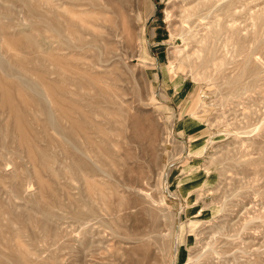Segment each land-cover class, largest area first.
I'll return each instance as SVG.
<instances>
[{
	"label": "rangeland",
	"instance_id": "1",
	"mask_svg": "<svg viewBox=\"0 0 264 264\" xmlns=\"http://www.w3.org/2000/svg\"><path fill=\"white\" fill-rule=\"evenodd\" d=\"M52 4L0 0V260L264 264V0H111L113 72L55 49Z\"/></svg>",
	"mask_w": 264,
	"mask_h": 264
},
{
	"label": "bare ground",
	"instance_id": "2",
	"mask_svg": "<svg viewBox=\"0 0 264 264\" xmlns=\"http://www.w3.org/2000/svg\"><path fill=\"white\" fill-rule=\"evenodd\" d=\"M50 1V0H49ZM59 1H60V3H59ZM133 1V0H132ZM136 1V0H135ZM184 1H186V0H184ZM52 2V1H51ZM50 2V3H51ZM176 2H177V0H176ZM180 2V1H179ZM181 2H183V1H181ZM188 2H190V1H187V3ZM32 3V2H31ZM49 3V2H48ZM53 3H54V6H53V4H52V6L53 7H55L54 9H55V11H53L52 12V16L50 17V19H49V23H48V25H49V29H47L48 31H50V32H52L51 34H52V36L54 37V38H56V48L55 49H61L62 50V48H66V50L68 49L70 52L69 53H72V51L74 52V53H72V55H74V57L73 58H75L76 60H77V62L79 63V64H83V65H85V66H92V67H95V66H99L101 69H103V70H105V71H107L108 70V72H113L114 71V69H112V67H114V64H115V62H116V60H117V58H116V53L117 52H114L113 51V47L111 48L110 47V43H112L110 40H112L111 38L113 37V39L117 36V35H119V33H117V30H116V28L117 27H115L116 26V24H112V23H109V21L111 20L110 18H111V16H109L110 14H108V12H112V11H114L113 10V8H112V6H111V0H53ZM184 3H186V2H184ZM183 3V4H184ZM187 3H186V5H187ZM191 3V2H190ZM58 4H60V5H58ZM178 4H180V3H178ZM33 5V4H32ZM64 5V6H63ZM133 5H134V3H133ZM186 5H181L180 4V6H182V8L184 7V6H186ZM189 5V4H188ZM34 6H39V5H37V4H35ZM51 5H49V8L51 9V7H50ZM60 6H62V7H65L64 9H65V12L67 11V16H65V15H63V13H61L59 10H60ZM135 6V5H134ZM191 6V5H190ZM33 7V6H32ZM178 7V9H179V6H177ZM40 8V7H39ZM181 8V9H182ZM186 8V7H185ZM189 8V7H188ZM196 8V7H195ZM36 9V7L34 8V11H36L35 10ZM62 9L63 8H61V11H62ZM191 9V8H190ZM183 10V9H182ZM181 10V11H182ZM185 10V9H184ZM183 10V11H184ZM51 11H52V9H51ZM50 11V12H51ZM64 11V10H63ZM49 12V13H50ZM73 13L72 14V16L74 15H76L75 17H77V19H78V17L80 18V19H78V20H76V21H78V22H80V24H74V20L73 19H71V17H69L68 15H69V13ZM188 12H190L189 10H188ZM175 13H177L176 11H175ZM32 14V13H31ZM66 14V13H65ZM38 15H40L39 13H38ZM51 15V14H50ZM174 15V14H173ZM186 15H187V13H186ZM73 16V17H74ZM178 17V16H177ZM197 18H198V16H197ZM200 18H201V16H200ZM181 19V18H180ZM80 20V21H79ZM196 20V19H195ZM199 20V19H198ZM75 21V22H76ZM130 21V20H129ZM178 21H180V20H178ZM197 21V20H196ZM40 23V22H39ZM180 23V22H179ZM182 23V22H181ZM180 23V24H181ZM187 23V22H186ZM193 23H195L194 22V20H193ZM42 23H40V25H41ZM130 24V23H129ZM192 24V23H191ZM191 24H190V26H191ZM183 25V24H182ZM187 25H188V23H187ZM195 25H196V23H195ZM198 25V24H197ZM38 26V25H37ZM47 26V25H46ZM118 26V25H117ZM189 26V25H188ZM190 26H189V28H190ZM44 27V26H43ZM65 27H69V28H71L72 27V30L70 29H68L69 30V34H71L70 33V31H72V33H74V38H75V40L74 39H72L70 36H68V35H66L65 34ZM134 28V27H133ZM40 29V28H39ZM47 30H46V32H47ZM66 30H67V28H66ZM97 30H99V31H97ZM22 31V30H21ZM138 31V30H137ZM139 31H140V28H139ZM191 31V33H192V30H190ZM189 31V32H190ZM196 31V30H195ZM199 31V30H198ZM45 32V33H46ZM49 32V33H50ZM98 32V33H97ZM176 32H177V30H176ZM181 32V31H180ZM24 33H26V31L24 32ZM137 33V35H138V33L139 32H136ZM187 33V32H186ZM190 33V34H191ZM23 34V33H22ZM29 33H26V34H23V35H28ZM31 34V33H30ZM47 34V33H46ZM140 34V33H139ZM189 34V33H188ZM195 34V33H194ZM193 34V35H194ZM198 34V33H197ZM197 34L196 35H194V36H197ZM21 36L22 38L24 37V36ZM90 35V36H89ZM137 35H136V37H137ZM141 35V34H140ZM184 35V34H183ZM205 35H206V33H205ZM181 36V35H180ZM30 37V36H29ZM184 37H186V36H184ZM192 37V36H191ZM202 37V36H201ZM31 38V37H30ZM34 38V37H33ZM36 38V37H35ZM52 38V37H51ZM140 38V37H139ZM183 38V37H182ZM29 39V38H28ZM199 39V38H198ZM27 40V39H26ZM33 40V39H32ZM32 40H29L30 42H28V43H32L33 41ZM74 40V41H73ZM187 39H185V41H186ZM193 40V39H192ZM32 41V42H31ZM36 41H38V40H36ZM99 41V42H98ZM189 41V40H188ZM203 41H204V39L202 40V43H203ZM8 43V42H7ZM38 43V42H37ZM184 44H185V42H183ZM190 43V42H189ZM188 43V44H189ZM194 43H196V42H194ZM198 43V42H197ZM202 43H200V44H202ZM207 43V42H206ZM55 44V43H54ZM191 44H192V42H191ZM32 45H34V44H32ZM35 45H36V43H35ZM196 45V44H195ZM203 45V44H202ZM115 46V45H114ZM198 46V45H197ZM16 47V46H15ZM34 47H36V46H34ZM31 48H33V47H31ZM93 48V49H92ZM185 48H186V46H185ZM91 49V51L93 50L94 51V49H96V52H94V53H92V54H90L89 53V50ZM192 49H194V48H192ZM198 49V48H197ZM209 49V48H208ZM64 50V49H63ZM116 50V49H115ZM118 50V49H117ZM191 51V50H190ZM210 51V50H209ZM200 52V51H199ZM207 52H208V50H207ZM194 54V53H193ZM133 55V54H132ZM195 55V54H194ZM193 55V56H194ZM209 55V54H208ZM207 54H206V56H208ZM205 56V57H206ZM183 57H185V56H183ZM209 57V56H208ZM197 58V57H196ZM186 59H187V57H186ZM205 59V58H204ZM203 59V60H204ZM208 59V58H207ZM184 60V59H183ZM182 60V61H183ZM186 62V61H185ZM184 62V63H185ZM200 62V61H199ZM204 62H206L207 63V61L205 60ZM187 63V62H186ZM205 63V64H206ZM193 64H194V61H193ZM201 65V64H200ZM196 66V65H195ZM84 67V66H83ZM205 67V66H204ZM203 67V68H204ZM85 68V67H84ZM116 68V67H115ZM194 68V67H193ZM199 68V67H198ZM201 68V67H200ZM199 68V69H200ZM208 68V67H207ZM61 69H62V67H61ZM87 68H85L84 70H86ZM199 69H197V70H199ZM10 70V69H9ZM88 70V69H87ZM86 70V71H87ZM90 70H88V72H89ZM201 71V70H200ZM116 72V71H115ZM114 72V73H115ZM197 72H199V71H197ZM66 73V72H65ZM65 73H64V75H65ZM68 74H69V72H67ZM66 73V74H67ZM113 74V73H112ZM6 75V74H5ZM17 75V74H16ZM7 76H9V75H7ZM157 76V75H156ZM17 77H20V75L19 76H17ZM88 77V76H87ZM89 78V77H88ZM116 78V77H115ZM114 78V79H115ZM158 78V77H157ZM24 80V79H23ZM89 80H91V78H89ZM95 80H96V78H95ZM17 82H19V80H17ZM22 82V80L20 81V83ZM23 84H24V86L25 85H27V83L25 84V81L24 82H22ZM93 83V82H92ZM102 83V82H101ZM103 84H105V83H103ZM108 84H106L105 85V87H107L106 89H108L109 87L107 86ZM110 85V84H109ZM111 85H113V84H111ZM1 86V85H0ZM20 86H22L21 84H20ZM37 86V85H36ZM36 86H33V87H35V88H33L31 85L29 86V85H27V87L28 88H31L32 90H33V93L35 94L34 96L36 97V103H38L39 105V107L40 108H42L43 109V111L47 114V117H46V119L47 118H49V120L51 121V123H55L54 122V118H52V113H51V108H50V106H49V104H50V98H49V96H48V94L47 93H45L44 91H42V90H39V89H37V87ZM93 86H95V85H93ZM3 87V86H2ZM104 87V88H105ZM113 87V86H112ZM39 88H41V87H39ZM96 88V87H95ZM114 88H116V87H114ZM42 89V88H41ZM53 89H54V91H56V92H60L61 90H62V87L61 86H54L53 87ZM64 89V88H63ZM118 89V92H119V88H117ZM25 90V89H24ZM44 90V89H43ZM95 90H97L98 92H99V90L98 89H95ZM111 90H113V88L111 89ZM104 91V90H103ZM106 91V90H105ZM104 91V92H105ZM108 91L110 92V90L108 89ZM3 92H4V90H3ZM62 92V91H61ZM64 93H65V91H63ZM102 92V91H101ZM100 92V93H101ZM112 92V91H111ZM113 92H114V90H113ZM112 92V94L114 95V93ZM103 93V92H102ZM125 94V93H124ZM33 95V94H32ZM105 95V97L107 98V96H108V94H104ZM107 95V96H106ZM112 95V96H113ZM3 96H5V94H3L2 95V97ZM30 96V95H29ZM100 96V95H99ZM31 97H33V96H31ZM110 97V96H109ZM114 97H116V96H114ZM120 97V96H119ZM122 98V97H121ZM118 99V98H117ZM124 99V98H123ZM12 100V99H11ZM10 100V101H11ZM102 100V99H101ZM104 100V99H103ZM110 100V102H111V100H112V98H110L109 99ZM9 101V102H10ZM44 101H46V102H48L49 104H45L44 103ZM50 101V102H49ZM98 101V100H97ZM115 101H118V100H116V98H115ZM120 101H122V100H120ZM98 102H100V99H99V101ZM53 103V102H52ZM106 103H108V102H106ZM122 103H123V101H122ZM9 104V103H8ZM104 104V103H103ZM109 104V103H108ZM46 105H48L49 107L48 108H50V110L47 108V106ZM101 105H102V102H101ZM116 105V104H115ZM12 109H14L15 110V105L14 104H12V102L10 103V105H9ZM105 106H103V108H104ZM103 108H101L102 109V111H105ZM107 108V107H106ZM112 108V107H111ZM125 108V107H124ZM100 109V107L98 108V110ZM117 110V109H116ZM107 111V110H106ZM44 112L42 113V114H44ZM53 112V111H52ZM114 112V111H113ZM124 113V111H121V113ZM19 116H21V114H19ZM46 116V115H45ZM99 116H100V114H99ZM114 117H112V119H113ZM116 119V118H115ZM48 120V121H49ZM109 120H110V118H109ZM47 121V120H46ZM110 121H112V120H110ZM114 121V120H113ZM112 123V122H111ZM51 125V124H50ZM54 125V124H53ZM58 128H59V126H58ZM57 128V134H60V137H62L61 135H63V132H61L59 129ZM56 129V128H55ZM64 129V128H63ZM20 130H21V137H25L24 136V131H23V128L21 127L20 128ZM54 130V129H53ZM55 131V130H54ZM64 131H66V130H64ZM59 136V135H58ZM69 138V137H68ZM70 141V140H69ZM71 142V141H70ZM67 143H68V141H67ZM68 144H70V143H68ZM73 145V144H72ZM77 147V146H76ZM74 148V147H73ZM76 149V148H75ZM77 149H79V148H77ZM40 150V149H39ZM87 151H88V149H86ZM86 151V152H87ZM93 151V150H92ZM79 153L80 152H82L81 150L80 151H78ZM0 153H2L1 155H0V166H2L3 165V167H5L8 163H9V160L10 159H8V157L3 153V152H0ZM7 153V152H6ZM84 153V152H83ZM91 153V152H90ZM94 153V152H93ZM87 154V153H86ZM88 154H89V151H88ZM33 155H34V153H33ZM93 156V155H92ZM38 157V156H37ZM88 157H91V156H88ZM82 159V158H81ZM2 160V161H1ZM31 161V160H30ZM84 161V160H83ZM86 161V160H85ZM84 161V162H85ZM88 165V164H87ZM89 167V166H88ZM7 168V167H6ZM93 168V167H92ZM0 171H3L2 170V168L0 167ZM3 169H5V168H3ZM90 170V169H89ZM91 172H89V174H87L86 176H88V178H90L91 176H92V179H94V177H93V175H95V174H97V170L94 168V169H91L90 170ZM5 172V171H4ZM2 174H3V172H2ZM109 174V173H108ZM4 175H5V173H4ZM32 175V174H31ZM96 176V175H95ZM35 179V178H34ZM90 181H94V180H91V178L89 179ZM96 180V179H95ZM34 180H32L31 182H33ZM54 202V204H55V202H57V201H53ZM60 202V201H59ZM45 204V203H44ZM47 204V203H46ZM45 204V205H46ZM57 204V203H56ZM60 204H61V202H60ZM49 205V204H48ZM53 205V204H52ZM58 205V204H57ZM11 206V205H10ZM40 206V205H39ZM43 206V205H42ZM47 206V205H46ZM50 206V205H49ZM58 207V206H57ZM43 208H45L44 206H43ZM51 208H54V206L52 207L51 206ZM11 209V208H10ZM46 209H48V207L46 208ZM50 209V208H49ZM48 209V210H49ZM55 209V208H54ZM42 210V209H41ZM51 211H55V210H51ZM42 212H45V210L43 211L42 210ZM48 212L49 211H47V213L46 214H44V216L43 217H45L46 215H48ZM49 215H50V213H49ZM46 216V218L47 219H50L51 220V218H49L50 216ZM53 216V215H52ZM56 216V215H55ZM31 219V218H30ZM46 219V220H47ZM37 221V220H36ZM55 221V220H54ZM42 223V222H41ZM43 224V223H42ZM47 224V223H46ZM50 228V227H49ZM51 230V229H50ZM52 231V230H51ZM47 232V231H46ZM58 232V231H57ZM62 236H64V235H62ZM138 236V235H137ZM47 239V238H46ZM51 239H52V241H51ZM128 239V238H127ZM136 240L135 241H139L140 239H143L142 237H137V238H135ZM129 240V239H128ZM47 240H45L44 242H46ZM131 241V240H130ZM50 243H49V245H48V247H47V249L44 247V248H42V249H33V251H29L30 253L29 254H31V255H33L36 259H38V258H40L41 259V257H43V255H42V253L44 252V251H48V252H50L52 255H50V256H52V258L53 257H55L56 255H57V251H52L49 247L50 246H52V245H54L55 243H56V241H55V237H52V238H50V241H49ZM60 242V241H59ZM133 242H134V240H133ZM48 244V243H47ZM58 245V244H57ZM56 245V246H57ZM134 247V246H133ZM56 248V247H55ZM54 248V249H55ZM60 248H62V247H60ZM59 251V250H58ZM53 252H54V254L56 253V255L54 256V254H53ZM0 255L3 257V255L0 253ZM4 255H6V254H4ZM6 257V256H5ZM24 257V256H23ZM58 257V256H57ZM59 258V257H58ZM57 258V259H58ZM35 259V260H36ZM42 259H44V258H42ZM42 259L40 260V261H42ZM60 259V258H59ZM15 260V259H14ZM39 260V259H38ZM16 261V260H15ZM58 260H56L55 262H56V264L58 263L57 262ZM39 262V261H38ZM43 262H44V260H43ZM13 262H11L10 264H12ZM0 264H8L7 262H5L4 260H0ZM13 264H15V263H13ZM59 264V263H58Z\"/></svg>",
	"mask_w": 264,
	"mask_h": 264
}]
</instances>
